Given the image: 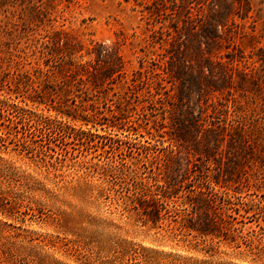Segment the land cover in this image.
Returning a JSON list of instances; mask_svg holds the SVG:
<instances>
[{"label":"rangeland","instance_id":"374dc122","mask_svg":"<svg viewBox=\"0 0 264 264\" xmlns=\"http://www.w3.org/2000/svg\"><path fill=\"white\" fill-rule=\"evenodd\" d=\"M0 264H264V0H0Z\"/></svg>","mask_w":264,"mask_h":264},{"label":"trees","instance_id":"16d2710c","mask_svg":"<svg viewBox=\"0 0 264 264\" xmlns=\"http://www.w3.org/2000/svg\"><path fill=\"white\" fill-rule=\"evenodd\" d=\"M51 43L53 45L60 44V32L54 33V38L52 39ZM56 50L57 51L54 54L56 57V61H60V60L63 61L66 58L68 62L72 63L76 67L78 68L84 67V63L73 61L74 54L79 52V50L68 49V48L64 50H60L58 48ZM27 77L29 78L28 74H27ZM80 80L82 81L81 78ZM160 187L161 185H159V188ZM133 195L134 197H131L132 202L136 200V202L140 205L145 202L150 204V207L152 209V214L157 217H159V213L162 209L166 210L167 203H165L163 199L164 197L162 196L156 197V194L151 192L149 189L142 188V190L140 191H135ZM145 196L148 197L147 200L145 199ZM196 199H199V201L201 202V205L203 206L201 211H198L197 208L196 209L194 208L191 213H186L188 217H181L182 220L180 221L182 222L180 223V226H183L184 228H186V231H188V234L193 233L192 235L195 237L196 236L204 237V236H209V235L217 236L219 235L218 233L220 231L226 229L227 227H230L229 226L230 222L227 221L226 218L224 217L221 211V207L217 206L213 200L205 198L203 196H200L199 198H196ZM183 204H186V203L183 202ZM185 209L186 208L184 207L181 210H185ZM148 213L150 214L151 212H148ZM185 219H188L190 221L196 219L197 221H201L203 224L202 225L201 224L194 225V223L185 224V222H183Z\"/></svg>","mask_w":264,"mask_h":264}]
</instances>
